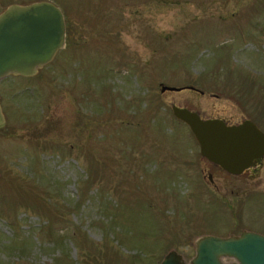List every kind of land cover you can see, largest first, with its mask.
<instances>
[{
    "label": "rangeland",
    "instance_id": "374dc122",
    "mask_svg": "<svg viewBox=\"0 0 264 264\" xmlns=\"http://www.w3.org/2000/svg\"><path fill=\"white\" fill-rule=\"evenodd\" d=\"M37 1L62 11L65 46L0 80V264L173 251L190 264L201 237L264 235V166L214 170L171 110L264 132V0H0V13Z\"/></svg>",
    "mask_w": 264,
    "mask_h": 264
},
{
    "label": "water",
    "instance_id": "95a60500",
    "mask_svg": "<svg viewBox=\"0 0 264 264\" xmlns=\"http://www.w3.org/2000/svg\"><path fill=\"white\" fill-rule=\"evenodd\" d=\"M64 43V15L52 2L8 6L0 13V80L12 75L35 76ZM166 91L180 89L160 85V93ZM171 110L193 135L204 161L231 176H240L256 159H262L264 166V132L252 121L228 125L221 119H203L199 112L186 107L171 105ZM4 127L0 107V130ZM221 259H233L227 264H264V235L244 231L227 238L201 237L190 264H225ZM160 264L185 263L173 251Z\"/></svg>",
    "mask_w": 264,
    "mask_h": 264
},
{
    "label": "flooded vegetation",
    "instance_id": "af4514ba",
    "mask_svg": "<svg viewBox=\"0 0 264 264\" xmlns=\"http://www.w3.org/2000/svg\"><path fill=\"white\" fill-rule=\"evenodd\" d=\"M210 165H211V164H210ZM261 165H262V159H256V160L253 161V163H252V165L249 167V169L245 170L240 176H233V177H242V176H245V175L247 174L248 171H250L251 169H253V168L256 167V166H261ZM211 166H212V168H213L214 170H219V171L222 172V170L219 169L218 167L213 166V165H211ZM262 166H263V165H262ZM227 175H228V174H227ZM229 176H231V175H229ZM208 180H209V182L212 183V174H211L210 172H209V174H208Z\"/></svg>",
    "mask_w": 264,
    "mask_h": 264
},
{
    "label": "bare ground",
    "instance_id": "6f19581e",
    "mask_svg": "<svg viewBox=\"0 0 264 264\" xmlns=\"http://www.w3.org/2000/svg\"><path fill=\"white\" fill-rule=\"evenodd\" d=\"M225 260H226V259H221V262H223V263H224V261H225ZM231 262H234V261H232V260H231ZM229 263H230V262H229Z\"/></svg>",
    "mask_w": 264,
    "mask_h": 264
},
{
    "label": "trees",
    "instance_id": "16d2710c",
    "mask_svg": "<svg viewBox=\"0 0 264 264\" xmlns=\"http://www.w3.org/2000/svg\"><path fill=\"white\" fill-rule=\"evenodd\" d=\"M192 137H193V135H192ZM194 138V137H193ZM195 140V139H194Z\"/></svg>",
    "mask_w": 264,
    "mask_h": 264
}]
</instances>
